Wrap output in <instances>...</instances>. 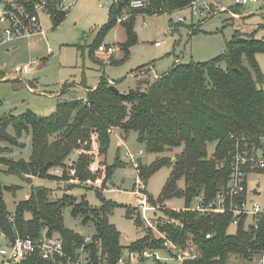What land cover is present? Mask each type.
<instances>
[{"label": "trees", "instance_id": "obj_1", "mask_svg": "<svg viewBox=\"0 0 264 264\" xmlns=\"http://www.w3.org/2000/svg\"><path fill=\"white\" fill-rule=\"evenodd\" d=\"M14 1L31 8L39 0ZM195 1L148 0L144 8L133 11L123 22L128 39L124 51L127 52L129 44L135 41L132 26L135 15L171 14ZM125 2L118 0V5L110 10L109 22L100 30L97 42L91 48L93 57L103 36L124 12ZM232 8L237 12V7ZM49 15L54 27L66 17L55 12L53 6ZM258 52H264L263 39L235 34L226 42L220 56L204 63H174L167 73L151 83L141 80L139 90L132 94L115 92L108 81L101 80L95 89L84 87L86 98L58 103L50 117H40L32 111L20 116L0 117V143L17 145L18 142L8 134V127H13L17 137L31 133L32 141L28 162L0 158V163L7 167L8 173L27 179L35 176L64 183L73 180L85 185L87 181L103 177L104 188L114 170L124 164L116 157L112 165L102 163L101 169L93 175L89 170L93 136L97 137L99 153L105 156L112 135L108 132L110 129L121 130L124 136L134 132L137 142L149 153L160 154L181 148L173 158L156 160L149 167L138 160L139 177L144 183L160 167L171 166L161 201L182 196L185 205H189L201 193L211 199L226 185L230 174L228 152L233 143L230 135H249L255 139L264 136V77L255 59ZM142 85H146L144 90ZM68 86H64L63 91ZM212 142L216 146L209 158L207 145ZM73 152H78V158L68 168L66 161ZM55 169H61L60 176L51 173ZM180 180L184 183L183 188L178 187ZM73 187L76 185H70L69 189ZM3 190L1 187L0 230L9 239L16 236L35 238L47 230L58 233L66 243L81 244L83 237L65 228L62 222L63 209L72 206L73 216L82 214L85 223L91 221L95 226L93 240L99 242L102 252L112 262L118 259L123 248L120 234L107 219V213L116 206L115 203L106 201L100 194L99 209H91L83 200L75 203L68 196L52 202L49 191L38 186L32 188L28 200L17 203L10 221L2 199ZM132 211L129 208L127 216L130 217ZM27 213L29 218H25ZM167 214L181 222V226L166 225L167 235L179 243L191 234L201 251L200 260L186 264H228L230 258H247L249 249L264 247V228L254 235L240 226L235 235L228 234L231 216L210 220L190 212L169 211ZM208 232L213 235L205 239ZM147 240L134 241L129 248L142 247ZM88 247L97 251L93 243Z\"/></svg>", "mask_w": 264, "mask_h": 264}, {"label": "rangeland", "instance_id": "obj_2", "mask_svg": "<svg viewBox=\"0 0 264 264\" xmlns=\"http://www.w3.org/2000/svg\"><path fill=\"white\" fill-rule=\"evenodd\" d=\"M213 2L227 10L233 9V0H208L210 11L205 13L201 9V15L192 13L191 4L171 14L135 15L132 23L135 41L129 44L127 52L123 49L128 41L123 25L125 15L121 14L122 22L116 21L101 40L103 44L115 48V52L103 60L93 57L91 48L97 42L100 30L109 22V4L99 9L91 0H79L56 27L48 14L38 12L40 32L21 37L14 47L13 43H0V68H5L6 72L18 64L37 62V65H32L31 72L20 79L0 81V117L20 116L26 111H32L40 117H50L58 103L86 98L87 90L84 87L95 88L101 80L111 81V86L119 93L127 94L138 87L141 80L146 79L151 83L154 73L158 76L167 73L174 63H204L220 56L225 51L226 42L235 34L255 39H261L264 35V0L259 5L236 8L238 18H232L226 12H217ZM198 5L201 6V3L197 7ZM245 13L248 15L244 16ZM180 18L182 22L179 21ZM171 27L174 28L173 31H170ZM156 42L161 45L155 46ZM255 59L264 77V52H258ZM112 61L115 63H111ZM146 68H150L149 72L141 75ZM66 85L69 86L63 91ZM141 87L144 90L146 85ZM113 131L105 156L99 153L97 137L92 138L90 154L93 158L89 170L93 175L101 169L102 163L112 165L116 157L124 164L114 170L104 188L103 177L87 181L85 185L73 180L64 183L30 175L27 179L8 173L7 167L0 163V190L1 187L5 189L2 191V199L10 217L18 202L28 200L33 187L46 188L52 202L68 196L75 203L83 200L91 209L101 207L100 194L106 201L116 204L107 213V219L120 234L121 245L125 247L130 242L144 238L146 234L143 228L136 226L134 220L127 216V210H134L137 203L133 196L136 181L124 174L133 170L127 163L125 154L130 152L137 155L142 150L144 156L139 161L149 167L156 160L173 158L181 148L160 154L149 153L137 142L136 133L130 132L124 136L121 130ZM7 132L18 143H0V158L12 162H28L32 154L31 133H23L17 137L13 127H8ZM215 146V142L207 145L209 158L213 156ZM77 158L78 152H73L66 161V166L72 167ZM171 171V166L165 165L147 177L145 194L156 203L150 205L163 206L168 210L184 208L185 199L182 196L161 201L162 189ZM51 173L60 176L61 169H55ZM72 184L76 187L69 189ZM183 186L184 183L180 180L178 187ZM246 188L249 198L264 208V172L250 173L246 178ZM139 212L142 216V212ZM29 217L27 213L25 218ZM146 217L162 218L163 213L147 212ZM85 221L82 214L72 215V206L63 209L64 227L81 237L89 238L96 230L91 221ZM234 232L233 226L227 228L228 234ZM2 242L0 237V244ZM241 263L235 258H230L228 262Z\"/></svg>", "mask_w": 264, "mask_h": 264}, {"label": "built area", "instance_id": "obj_3", "mask_svg": "<svg viewBox=\"0 0 264 264\" xmlns=\"http://www.w3.org/2000/svg\"><path fill=\"white\" fill-rule=\"evenodd\" d=\"M79 0H39L31 8L15 2L14 0L0 1V43L8 42L21 37H28L32 33L40 32L38 12L49 15V9L53 6L55 12L65 15L77 4ZM97 8L102 9L109 4L110 10L118 5V0H91ZM263 0H233L232 7L244 8L246 6L259 5ZM148 0H126L124 20L132 16V12L144 8ZM201 3V6L197 4ZM217 12L228 13L232 18L239 15L232 9L227 10L217 2H213ZM210 11L208 0H197L191 3V11L195 15ZM248 14L245 13L244 16ZM116 21L122 22L120 17ZM182 22V18L179 19ZM173 27L170 31H173ZM264 40V35L261 37ZM156 42L155 46H160ZM115 52L112 45L100 44L95 51L98 60L107 59ZM32 65H37L36 61L18 64L8 72L0 68V81L20 79L32 70ZM146 68L144 73L149 72ZM158 78L154 73V79ZM113 85L111 81H108ZM31 90V87L28 86ZM109 133L113 134L110 129ZM232 140L231 149L228 152L230 174L226 185L220 189L211 199H206L204 193L196 195L189 205L183 209L168 210L159 205H150L145 194V183L139 177L138 160L144 156L142 150L137 155L130 152L125 154L127 163L133 168L126 171V177H131L136 181L133 196L136 198V208L131 212L130 218L134 220L136 226H141L145 231L147 242L139 248L131 249L129 245L122 248L116 261H111L107 254L100 249L98 241L83 237V242L66 243L58 233H48L43 230L39 237H19L9 239L1 230L0 237L3 242L0 244V264H186L196 262L201 258V251L188 234L182 242H175L164 231L166 225L181 226V222L172 218L169 211L175 213L190 212L210 220L231 216L229 226L235 228L234 235L238 228L257 234L264 228V208L253 202L247 192L246 178L250 173L264 172V136L255 139L246 135H230ZM142 216H140V212ZM161 212L162 218L154 217L147 219V212ZM12 221V217H9ZM213 233L205 234V239H210ZM142 239V238H141ZM140 240V239H138ZM137 241V240H136ZM134 242V241H133ZM91 243L97 246V251L93 252L88 245ZM248 257L240 260L241 264H264V247L249 249Z\"/></svg>", "mask_w": 264, "mask_h": 264}, {"label": "crops", "instance_id": "obj_4", "mask_svg": "<svg viewBox=\"0 0 264 264\" xmlns=\"http://www.w3.org/2000/svg\"><path fill=\"white\" fill-rule=\"evenodd\" d=\"M18 40H20V38H17V39H14V40H11V41H8V42H3L4 43V45H7V44H10V43H13V46L12 47H14L15 46V44L17 43V41ZM2 43V42H1ZM50 50H48V52H49ZM177 61V60H176ZM4 64V63H3ZM23 64V63H22ZM4 70H5V68H4ZM157 77H159L158 76V74H155ZM164 75V74H163ZM160 76H162V75H160ZM93 89H95V88H93Z\"/></svg>", "mask_w": 264, "mask_h": 264}, {"label": "water", "instance_id": "obj_5", "mask_svg": "<svg viewBox=\"0 0 264 264\" xmlns=\"http://www.w3.org/2000/svg\"><path fill=\"white\" fill-rule=\"evenodd\" d=\"M113 91L115 92H118L113 86L110 87ZM139 90V87H136L135 89H132L128 92V94H132L133 92L135 91H138Z\"/></svg>", "mask_w": 264, "mask_h": 264}]
</instances>
